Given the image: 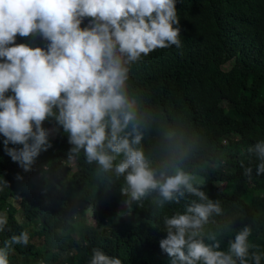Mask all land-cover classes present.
Listing matches in <instances>:
<instances>
[{"label":"trees","instance_id":"trees-1","mask_svg":"<svg viewBox=\"0 0 264 264\" xmlns=\"http://www.w3.org/2000/svg\"><path fill=\"white\" fill-rule=\"evenodd\" d=\"M176 9L181 47L158 48L130 66L145 152L155 160L174 146L190 148L189 168L203 165L202 190L219 199L225 210L217 221L230 223L233 237L251 225L249 240L259 245L264 264V175H256L257 161L246 151L264 140V0H176ZM90 19L84 18L81 27ZM15 43L46 49L49 42L42 36L17 35ZM42 127L54 132L48 136L51 147L27 171L7 152L22 145L5 146L0 134V215L7 219L0 247L31 222L28 245L13 244L9 250L18 264H88L93 248L120 258L122 264H170L159 246L167 235L163 217L183 212L190 198L157 209L148 197L129 208L121 193L123 176H112L111 184L101 181L97 165L86 163L83 151L73 158L72 170V145L62 126L50 117ZM241 162L253 167L251 178L244 175ZM34 179L42 182L40 190L32 188ZM87 206L94 224L85 225L82 236L75 238L73 214ZM227 239L221 242L225 251ZM37 243L40 248L35 250Z\"/></svg>","mask_w":264,"mask_h":264},{"label":"clouds","instance_id":"clouds-1","mask_svg":"<svg viewBox=\"0 0 264 264\" xmlns=\"http://www.w3.org/2000/svg\"><path fill=\"white\" fill-rule=\"evenodd\" d=\"M86 17L92 19L82 28ZM179 24L176 0H0V134L5 146L22 145L7 152L27 171L51 147L42 124L54 117L72 145L69 159L83 151L101 181L124 177L129 208L148 197L157 209L190 198L183 212L163 217L167 235L159 246L170 264H261L251 225L233 237L230 223L217 221L225 210L202 190L203 165L189 168L190 148L174 146L155 160L145 152L130 66L158 48L181 47ZM17 35L49 43L16 44ZM9 90L14 95L6 96ZM246 151L257 161L256 175H264V140ZM241 167L251 178L253 167ZM6 225L0 215V231ZM29 238L27 230L11 235L0 247V264H10L12 245L27 246ZM88 264L122 261L93 248Z\"/></svg>","mask_w":264,"mask_h":264},{"label":"rangeland","instance_id":"rangeland-1","mask_svg":"<svg viewBox=\"0 0 264 264\" xmlns=\"http://www.w3.org/2000/svg\"><path fill=\"white\" fill-rule=\"evenodd\" d=\"M232 62H229L227 64H225L223 66L224 69H228L231 66ZM219 107L224 106L223 103H218ZM49 131V136H54V132L52 130V128L48 129ZM68 165L69 167L74 170L76 169V163L73 159H70L68 161ZM30 184L32 186V188L34 190H40L42 188V182L40 181V179H34L30 181ZM219 186H223V183H218ZM125 209V205H122L119 210H118V214L119 216L123 215V211ZM128 219L129 217H125V219H123V223L124 224H128ZM94 224V219L92 216V210L90 206H87L84 209L79 208L78 210H76L73 214L72 217V229H71V233L72 236L75 238H79L82 236L83 234V229L85 225H92ZM25 228L28 229H32L33 228V224L31 222H28L25 224ZM40 248V244L37 243V245L35 246V250ZM13 253H9V262L10 264H18L17 259L14 258ZM31 264V263H30Z\"/></svg>","mask_w":264,"mask_h":264}]
</instances>
